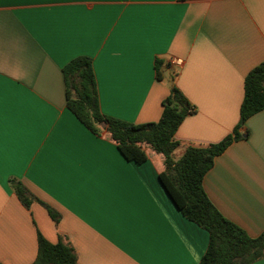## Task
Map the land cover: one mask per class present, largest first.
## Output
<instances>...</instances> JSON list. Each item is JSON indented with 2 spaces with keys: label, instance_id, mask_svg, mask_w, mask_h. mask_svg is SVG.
Returning <instances> with one entry per match:
<instances>
[{
  "label": "crops",
  "instance_id": "obj_1",
  "mask_svg": "<svg viewBox=\"0 0 264 264\" xmlns=\"http://www.w3.org/2000/svg\"><path fill=\"white\" fill-rule=\"evenodd\" d=\"M79 56L91 58L106 116L156 122L170 88L183 94L192 112L174 134L177 159L238 124L244 77L264 61V0H0V264H32L38 234L70 246L77 264H198L208 234L167 196L163 157L144 147L143 163L126 161L104 130L92 134L67 109L61 69ZM239 132L202 186L255 238L264 231V109ZM11 179L57 221L37 202L23 207Z\"/></svg>",
  "mask_w": 264,
  "mask_h": 264
},
{
  "label": "trees",
  "instance_id": "obj_2",
  "mask_svg": "<svg viewBox=\"0 0 264 264\" xmlns=\"http://www.w3.org/2000/svg\"><path fill=\"white\" fill-rule=\"evenodd\" d=\"M61 71L66 107L87 130L94 135L104 130L126 161L143 163L147 158L144 147L163 157L164 169L158 174V179L167 196L185 219L208 234L207 247L198 264H252L264 258V231L255 238L249 237L222 216L209 201L202 186L203 177L211 168L214 158L232 142L241 139L239 129L245 121L264 109V61L244 77L239 122L231 133L207 146H185L177 159L172 155L180 143L175 140L174 134L192 110L175 86L162 100L158 121L133 124L100 112L90 57H76ZM9 185L23 207L28 208L32 202H37L53 221H57V214L33 196L21 182L11 179ZM32 264L77 263L70 246L61 240L51 244L38 234L37 253Z\"/></svg>",
  "mask_w": 264,
  "mask_h": 264
},
{
  "label": "built area",
  "instance_id": "obj_3",
  "mask_svg": "<svg viewBox=\"0 0 264 264\" xmlns=\"http://www.w3.org/2000/svg\"><path fill=\"white\" fill-rule=\"evenodd\" d=\"M167 63L172 66H181L182 65V60L179 58H169L167 60Z\"/></svg>",
  "mask_w": 264,
  "mask_h": 264
}]
</instances>
